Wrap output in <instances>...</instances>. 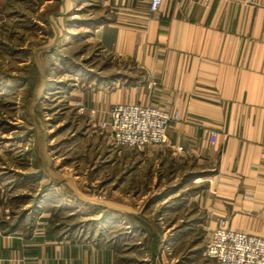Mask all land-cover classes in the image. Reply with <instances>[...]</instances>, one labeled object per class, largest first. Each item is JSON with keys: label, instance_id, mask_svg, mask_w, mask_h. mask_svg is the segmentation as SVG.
Segmentation results:
<instances>
[{"label": "crops", "instance_id": "obj_1", "mask_svg": "<svg viewBox=\"0 0 264 264\" xmlns=\"http://www.w3.org/2000/svg\"><path fill=\"white\" fill-rule=\"evenodd\" d=\"M99 1L95 41L139 72L86 91L84 114L99 123L115 102L177 113L166 147L209 171L200 198L207 235L224 221L264 236V0H163L156 11L150 0ZM23 140L16 167L0 164V264H117V244L52 224L48 210L70 198L63 172L40 184L39 199V189L26 192L39 171L51 176L52 161L38 166Z\"/></svg>", "mask_w": 264, "mask_h": 264}, {"label": "rangeland", "instance_id": "obj_2", "mask_svg": "<svg viewBox=\"0 0 264 264\" xmlns=\"http://www.w3.org/2000/svg\"><path fill=\"white\" fill-rule=\"evenodd\" d=\"M99 4L0 0V150L14 148L0 151V164L16 167L23 139L34 163L51 160V176L39 171L26 192L39 189V199L41 185L63 172L70 198L48 210L52 224L117 244V264H215L203 253L209 235L200 198L209 171L165 145L116 147L79 110L101 81L139 72L95 41Z\"/></svg>", "mask_w": 264, "mask_h": 264}, {"label": "built area", "instance_id": "obj_3", "mask_svg": "<svg viewBox=\"0 0 264 264\" xmlns=\"http://www.w3.org/2000/svg\"><path fill=\"white\" fill-rule=\"evenodd\" d=\"M163 0H150V9H159ZM85 112L83 102L79 104ZM95 113V109L91 110ZM178 114L155 105L115 102L98 125L110 132L116 147L143 149L169 144V128ZM204 255L217 264H264V236L227 228L225 222L209 234Z\"/></svg>", "mask_w": 264, "mask_h": 264}]
</instances>
